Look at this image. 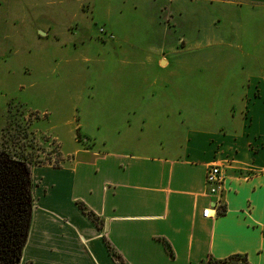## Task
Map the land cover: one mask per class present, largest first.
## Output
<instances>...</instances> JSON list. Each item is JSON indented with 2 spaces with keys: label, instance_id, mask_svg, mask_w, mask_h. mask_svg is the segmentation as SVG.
Listing matches in <instances>:
<instances>
[{
  "label": "crops",
  "instance_id": "1",
  "mask_svg": "<svg viewBox=\"0 0 264 264\" xmlns=\"http://www.w3.org/2000/svg\"><path fill=\"white\" fill-rule=\"evenodd\" d=\"M88 2L101 9L105 24L126 2L131 7L167 8L168 16L178 17L186 2L198 3L215 10L218 18L256 20L259 30L250 38L258 49L246 39L238 43L244 33L232 32L233 40L226 41L235 40L233 46L253 61L239 62L233 74L243 87L242 103L238 110L229 104L220 119L201 115L199 122L186 123L181 118L176 144L159 139L144 149H129L101 140L99 146L79 145L65 156L57 146L56 165H29V222L14 264H207V258L233 253L243 254L248 264H264V0ZM6 39L7 33H1L2 66L3 50L10 46ZM210 39L205 31H197L194 41L186 39L178 49H186L191 41L197 51ZM162 117L167 119V113ZM212 117L219 122L200 123ZM209 162L219 164L222 172L219 211L204 192L203 172ZM76 202L96 215L98 226ZM203 207L209 216L200 214Z\"/></svg>",
  "mask_w": 264,
  "mask_h": 264
},
{
  "label": "rangeland",
  "instance_id": "2",
  "mask_svg": "<svg viewBox=\"0 0 264 264\" xmlns=\"http://www.w3.org/2000/svg\"><path fill=\"white\" fill-rule=\"evenodd\" d=\"M100 11L88 0H0V34L7 33L10 45L3 50L6 66L0 65L1 146L10 139L21 154L31 151L53 164L56 146L65 156L101 140L129 149L159 139L176 144L181 118L220 119L229 104L238 110L243 87L233 74L239 62L253 61L233 46L232 32L244 33L238 43H253L256 20L218 18L212 8L190 2L181 17L126 2L105 24ZM197 31L211 35V42L195 51ZM186 39L190 44L179 50ZM208 121L219 122L200 119ZM13 130H24L19 143Z\"/></svg>",
  "mask_w": 264,
  "mask_h": 264
},
{
  "label": "trees",
  "instance_id": "3",
  "mask_svg": "<svg viewBox=\"0 0 264 264\" xmlns=\"http://www.w3.org/2000/svg\"><path fill=\"white\" fill-rule=\"evenodd\" d=\"M8 109L9 105L6 104L5 111ZM19 129H23L22 126H19ZM11 132V136L15 138L16 142L22 141L24 130ZM6 144L3 146L0 144V264H14L18 259L29 222V165L50 162L47 160L48 158H45V161L36 160L31 156V151H24L21 154V151H18L20 146L17 147L19 144L13 148L10 139ZM50 164L56 165L57 163ZM76 205L91 222L98 226L99 221L93 212L80 202H76ZM104 245L107 252L115 256L106 241H104ZM165 246L167 247L166 244ZM206 261L207 264H248L245 256L239 253L229 254L220 259L207 258Z\"/></svg>",
  "mask_w": 264,
  "mask_h": 264
},
{
  "label": "built area",
  "instance_id": "4",
  "mask_svg": "<svg viewBox=\"0 0 264 264\" xmlns=\"http://www.w3.org/2000/svg\"><path fill=\"white\" fill-rule=\"evenodd\" d=\"M223 177L220 171L219 164L209 162L205 165L203 172L204 192L213 197L212 205L216 211L221 209L220 194L223 189ZM202 216H209L208 207H203L200 210Z\"/></svg>",
  "mask_w": 264,
  "mask_h": 264
}]
</instances>
